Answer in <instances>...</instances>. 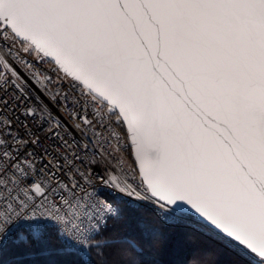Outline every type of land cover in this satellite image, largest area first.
Here are the masks:
<instances>
[{"label":"snow or ice","instance_id":"6c2138e0","mask_svg":"<svg viewBox=\"0 0 264 264\" xmlns=\"http://www.w3.org/2000/svg\"><path fill=\"white\" fill-rule=\"evenodd\" d=\"M0 264H264V0H0Z\"/></svg>","mask_w":264,"mask_h":264}]
</instances>
